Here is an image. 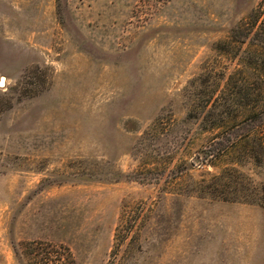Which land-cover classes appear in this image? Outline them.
Segmentation results:
<instances>
[{
	"label": "rangeland",
	"instance_id": "374dc122",
	"mask_svg": "<svg viewBox=\"0 0 264 264\" xmlns=\"http://www.w3.org/2000/svg\"><path fill=\"white\" fill-rule=\"evenodd\" d=\"M260 2L0 0V264H264Z\"/></svg>",
	"mask_w": 264,
	"mask_h": 264
},
{
	"label": "trees",
	"instance_id": "16d2710c",
	"mask_svg": "<svg viewBox=\"0 0 264 264\" xmlns=\"http://www.w3.org/2000/svg\"><path fill=\"white\" fill-rule=\"evenodd\" d=\"M248 20L251 21L250 28H256L255 36L259 44L254 50L250 51L249 49L246 51L245 55L248 54V56L243 59L246 60L245 64L251 67L252 70H259V78L264 79V0H261L258 6L249 14ZM244 26L245 23L239 25L238 29L241 30V27L244 28ZM239 42L241 45L244 44V42ZM244 95L247 97V94ZM262 124L264 125V119ZM249 147L256 159L262 160L264 158V141L252 142ZM121 212L120 221L115 228L114 246L108 264H118L117 256L126 240L138 236L137 228L140 226L139 216L141 211L134 212L135 215L130 216L123 207ZM14 251L21 264L23 262H26V264H76L70 249L62 245L55 246L38 241L21 242L14 246Z\"/></svg>",
	"mask_w": 264,
	"mask_h": 264
}]
</instances>
